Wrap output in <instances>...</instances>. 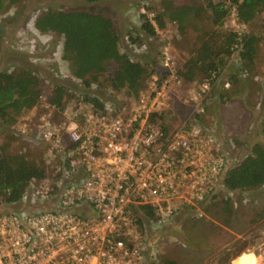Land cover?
I'll list each match as a JSON object with an SVG mask.
<instances>
[{
  "label": "built area",
  "instance_id": "2783aa9c",
  "mask_svg": "<svg viewBox=\"0 0 264 264\" xmlns=\"http://www.w3.org/2000/svg\"><path fill=\"white\" fill-rule=\"evenodd\" d=\"M143 4L140 12L160 35ZM231 16L241 35L246 25L234 9ZM127 41L132 52L147 51L145 43ZM158 64L162 74L151 75L131 104L97 111L78 103L77 112L66 106L58 123L40 114L39 139L59 161L52 184L34 189L33 181L17 203L22 208L0 212V264H146L150 238L182 211L205 218L203 206L221 191L230 167L224 140L201 123L217 76L189 91L191 113L172 127L164 119L185 81L167 40ZM26 130L24 123L20 132ZM142 207L154 218L138 213Z\"/></svg>",
  "mask_w": 264,
  "mask_h": 264
},
{
  "label": "rangeland",
  "instance_id": "374dc122",
  "mask_svg": "<svg viewBox=\"0 0 264 264\" xmlns=\"http://www.w3.org/2000/svg\"><path fill=\"white\" fill-rule=\"evenodd\" d=\"M140 2L147 3L158 12H163L164 2H170L173 7L205 8L207 4L206 0H19L16 5L0 14V71H9L19 67L31 68L38 75L41 96L44 98V101L39 102L37 106L38 114L34 115L40 116L42 113L46 115L49 112V119L58 123L62 119L60 111L55 110L54 112L43 107L47 104V98L54 85L58 83L69 87L72 96L66 106L70 112H77L76 105L84 103L81 98L78 99L84 89L80 83L65 77L60 61L57 62L63 44V36L54 32L39 33L34 28V20L47 10L85 9L93 13H100L113 20L120 35V46L125 50V37L135 36L139 31ZM212 2L225 3V0H212ZM231 14L232 10L223 20L221 28L227 32H234L236 29ZM208 16H210V12L191 17L185 22L182 32L177 22L169 20L165 16V28L161 30L158 38L147 41L151 44L149 50L145 51L147 53L144 58L151 55L157 56L156 70H160L158 50L160 42L167 40L171 44L177 68H182L184 61L194 54L193 52L205 39V34L216 30L220 31L219 28L211 24ZM248 32L259 38L255 64L249 68L242 67L238 59V51L224 57L223 66L219 69L206 100V115L201 121L203 126L215 132L222 141L224 140L225 153L230 167L239 163L249 154L252 144L264 141L260 134V122L264 116V13L258 15L250 26L245 27L243 34ZM144 38H146L145 35ZM142 42L146 43L144 39ZM234 74H236L237 82L232 85L229 77ZM199 82H201L200 79L184 82L177 89V97L173 100L171 112L164 119L170 126H177L190 115L191 108L184 102L189 91L196 88ZM225 82L229 83L228 88L223 86ZM100 83L98 86H92L91 94L100 98L106 108L128 105L136 100L135 96H129L124 91L116 92L109 89L106 78H101ZM220 95H223L221 99ZM229 140H231V145ZM41 146L42 148L33 143L28 144V154L31 158L47 160L50 146L47 144ZM42 152L46 153L45 157H42ZM44 162L43 168L46 177L41 181H34V189L52 184V170L56 161L53 163L50 160L51 164ZM223 195L231 200L232 215L224 214L218 200L210 204L211 206L208 208L210 211H206V214L214 216L219 223L229 222L230 227L234 228L235 234L241 238L236 239V236L231 233L226 236L218 234L220 239H216L212 246L208 243L207 251L213 254L218 264H233L241 254H250L246 257L250 256L252 261L257 260L258 264H264V220L255 223L249 222L264 206V185L246 192H223ZM22 206V203L9 207L3 206L0 208V212L18 210ZM225 225L228 226L226 223ZM214 228L216 229L214 230ZM214 231L223 232L224 230L210 219L196 221L188 217L183 225L182 223L175 224L173 221L164 230H161V232H165L164 239L160 236L161 232L157 234L160 236L159 239L156 235L150 238L151 247L155 252L154 263L161 264L163 261L161 253H166L168 256H172L177 264H206L205 257L208 259L209 257L206 251L203 253L197 251L198 244L203 246L209 242L210 239L205 236L212 237Z\"/></svg>",
  "mask_w": 264,
  "mask_h": 264
},
{
  "label": "trees",
  "instance_id": "16d2710c",
  "mask_svg": "<svg viewBox=\"0 0 264 264\" xmlns=\"http://www.w3.org/2000/svg\"><path fill=\"white\" fill-rule=\"evenodd\" d=\"M18 1L0 0V14L16 5ZM206 3L205 8H196L195 6L173 7L170 2H164L163 12L155 11L147 3L143 4L145 12L154 13L158 30L165 28V16H167L169 20L178 23L182 32L186 21L207 11H210L208 19L211 24L220 29L205 34V39L193 52L194 54L182 68H178V76L185 82H193L197 79L203 81L211 74L218 75L224 57L230 56L234 51H238V59L242 67L249 68L255 64L257 57L259 38L250 32L238 35L221 28L223 20L232 9L235 10L240 23L250 26L258 15L264 13V0H225V3L206 0ZM139 18V32L148 38H158L146 14L140 12ZM34 28L41 34L55 32L63 36L58 60L62 66L67 64L72 78L80 82L83 87L84 91L78 99L81 98L84 103L97 111H104V102L91 94V88L93 85L101 84V78H106L109 89L116 92L124 91L127 95L137 98L151 75L162 74L161 69L156 70L157 56L151 55L134 61L131 55L121 48L116 26L106 15L85 9L47 10L34 20ZM129 38L132 43H142L138 33ZM235 75L229 77L232 85L237 82ZM71 96L72 93L65 85L56 83L47 102L56 110L62 111ZM40 97V80L31 68L19 67L0 71V122L7 126L12 125L23 112L36 108ZM222 97L223 95H220V99ZM260 134L264 138V116L260 122ZM28 152L0 153V206L9 207L19 203L33 181L45 179L44 160L31 158ZM263 185L264 141L252 144L249 154L239 163L228 168L221 182V191L208 205L218 200L224 214L231 216L233 213L231 200L225 197L223 192H246ZM138 213L150 220L154 218L153 210L147 207L140 208ZM260 220H264V206L249 222L255 223ZM161 264L174 263L163 260Z\"/></svg>",
  "mask_w": 264,
  "mask_h": 264
},
{
  "label": "crops",
  "instance_id": "0c3cea01",
  "mask_svg": "<svg viewBox=\"0 0 264 264\" xmlns=\"http://www.w3.org/2000/svg\"><path fill=\"white\" fill-rule=\"evenodd\" d=\"M142 3L143 2H140V9H139L138 15L140 14V10H141ZM207 12L209 13L210 11H207ZM138 29H139V27H138ZM138 34H139V36L141 37L142 40L144 39L146 41L145 44H146L147 50H149V46H150L151 42L147 43V41H151L152 38H148L147 36H145L146 38H144V35L141 32H139V31H138ZM129 36L130 35H128V36L125 37V41L126 42H125V46L124 47H125L126 52H128L130 55L133 56V60L134 61H138V59L144 58V56H145V54L147 52H144L142 54H137V53L132 52V50L129 49V43L127 41V38H129ZM188 59H186V61ZM58 61L59 60H57V62ZM186 61H184V63ZM62 68L64 70L63 71L64 72L63 74H65V77L69 78L70 80L71 79L74 80V78H72V76H71V74L69 72V69L67 67V64H65L64 66H62ZM74 81H76V80H74ZM77 82L78 81H76V83ZM78 83H80V82H78ZM65 87L67 89L69 88L67 86H65ZM68 91H70V90L68 89ZM38 110H39V108L36 107V108H33V109L28 110L26 112H23L17 118V121L15 123H13L12 125H8L7 126L6 124L0 122V153L1 152H4L5 154H12V153H15V152H23V153H26V150H27V152L29 150L28 144H30V143H33L36 146L38 145V147H41L42 148L41 145L43 143H41V141L39 139V136L37 134V131H36V127L38 125V116L39 115H37V116L34 115V114H38ZM55 110L56 109L53 108V111L54 112H55ZM24 123L27 125V130H26V133L25 134H22L20 132V130L22 128V124H24ZM44 146H45V144H44ZM49 152H50L51 155L49 154V157H47V160H44V161L47 162V164H51L50 160L53 163L55 161H59V156L57 154L53 153L50 149H49ZM45 154L46 153L42 152L41 153V155H43L42 157H45L44 156ZM57 163L56 164L54 163V165L56 166ZM53 169H54V166H53ZM53 178H54V171L52 170V180H53ZM208 208H210V205H206V206L204 205L203 206V209H204V212H205V218H203V219H210L211 221L215 222L216 225L219 226L224 231L223 232L218 231L219 233L216 232V231H214L213 232L214 235L212 236V237H214V239H212V237H210V235H208V236L206 235L207 237L205 236V238L210 239V241L209 242H206V244H204L203 246H201L202 244L201 245L198 244L199 247H198L197 251H199L200 253H203L204 251H206V254L209 257V259H208L207 257L203 256V257H205L206 264H218L217 263V260H215V257H213V254L211 252L207 251V248H206L207 247V244L209 243L212 246L213 243H215V240L216 239H220L219 238V235L220 234L226 236L229 233H231V234H233V235L236 236V239L241 238V236H239L238 234H235V232H234L235 230H234V228L230 227V223L229 222H226V224H228V226H226L225 223H224V221H222L223 222V224H222V223H219L218 221H216L214 216H213L214 218L211 217V215L210 216H207L206 210H209ZM188 217H191L193 220H196L189 211L184 210V211H182L181 214H179L175 218V224L177 223L179 225L180 223H182V225H183V222ZM196 221H201V220H196ZM215 229L216 228H214V230ZM164 235H165V232L162 235H160L162 237V239L165 238ZM160 236H157V239H159ZM228 237H232V236H228ZM223 238H225V237H223ZM218 245H220V244H218ZM223 248H225V246H223ZM145 253H146L145 254V256H146V264H155L154 263L155 262V258H154L155 252H154L153 248L151 247V242H150V244H148V247H147ZM161 254H162V260H168L170 262H173L174 264H177V262H175L172 259V256H168L166 253H164V254L161 253ZM246 255H250V254H241L233 262V264H258V261L257 260H253L252 261L251 258H250V256L249 257H246ZM217 256H219V254H217Z\"/></svg>",
  "mask_w": 264,
  "mask_h": 264
}]
</instances>
